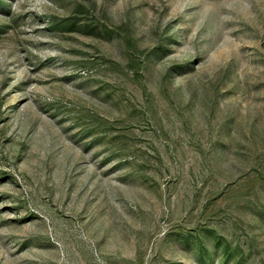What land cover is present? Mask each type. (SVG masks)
Listing matches in <instances>:
<instances>
[{"label":"rangeland","instance_id":"374dc122","mask_svg":"<svg viewBox=\"0 0 264 264\" xmlns=\"http://www.w3.org/2000/svg\"><path fill=\"white\" fill-rule=\"evenodd\" d=\"M0 264H264V0H0Z\"/></svg>","mask_w":264,"mask_h":264}]
</instances>
